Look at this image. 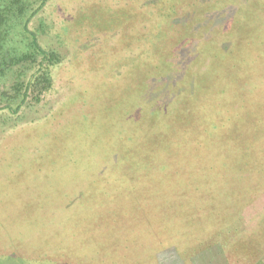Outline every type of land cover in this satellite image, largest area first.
Wrapping results in <instances>:
<instances>
[{"label": "rangeland", "instance_id": "obj_1", "mask_svg": "<svg viewBox=\"0 0 264 264\" xmlns=\"http://www.w3.org/2000/svg\"><path fill=\"white\" fill-rule=\"evenodd\" d=\"M152 1L47 0L35 17L50 25L49 35L40 40L57 48L62 61L52 69V88L39 103L17 114L0 109V264H43L45 259L50 263L131 264L132 254L138 252L137 258L152 245L153 236H141L137 230L142 207L134 210L139 222L132 223V230L118 209L131 190H123V185L111 179L114 172L100 180L98 172H107L114 149L143 141V131L135 132L132 119L125 123L119 114L122 102L133 98L137 81L150 77L155 69L165 71L148 100L163 95L166 102L175 99L169 116L157 117L155 136L171 123V129L183 136L178 157L175 152L177 161L169 170L179 168V163L192 174L205 167V162L229 158L236 163H232L236 172L224 170L225 179L232 183L227 180L226 186L222 180L220 195L225 186L244 196L223 235L212 236L199 249L194 244L181 247L182 242L159 247L150 263L264 264V103H246L247 114L228 121L224 117L230 113L226 114L224 103L212 101L219 90L237 87L239 77L245 78L244 96L262 100L264 0H165L149 5ZM185 24L197 33L177 47ZM239 25L252 29L251 42L242 41V36L237 40L234 31ZM157 26L170 30L161 34ZM172 31L180 35L172 36ZM201 40L206 49H199ZM170 54L172 62L163 65ZM226 54L218 63L224 68L215 73L211 60ZM150 55L157 62L155 67L151 61L145 67L143 62L130 61ZM200 80L219 83L212 85V94L203 103L197 100L198 91L206 89ZM196 115L205 121L201 123ZM207 121L217 124L214 134L202 132ZM127 126V131L121 129ZM254 155L259 160L250 164L246 159ZM159 176L153 189L169 194L176 187L179 193L175 195H183L185 185L174 175ZM193 182L198 192L215 184L209 178ZM192 199L197 202L199 197L196 194ZM230 205L226 202L224 207ZM223 214L228 219L229 212ZM103 218L102 226L98 219ZM225 247H231L229 252Z\"/></svg>", "mask_w": 264, "mask_h": 264}, {"label": "trees", "instance_id": "obj_2", "mask_svg": "<svg viewBox=\"0 0 264 264\" xmlns=\"http://www.w3.org/2000/svg\"><path fill=\"white\" fill-rule=\"evenodd\" d=\"M46 2L47 0H0V109H6L11 114H17L22 109L30 108L40 102L43 95L47 94L52 88V69L62 61L61 53L57 48L52 47L48 42H46L47 44H43L40 40L41 36L49 35L50 25L45 23L42 19L38 20V18L35 17ZM164 2L165 0H153L149 5ZM170 9L169 7V10ZM158 11H162V9ZM258 29L261 30L260 28ZM161 30V34H165L164 32L170 30V27L161 28L160 26L159 30L157 26V31L159 32ZM163 30L165 31L163 32ZM250 31L244 30L242 25H239L234 31L235 37L237 40L243 37L242 41L248 40L251 42L250 37H252L253 32ZM182 32L184 33L182 36L183 40L175 44L177 47L178 45L189 42L188 37L191 38L197 33L191 30L189 25L186 26V24L182 28L180 34ZM180 34L176 31H172L171 33V35L175 37ZM42 38L45 39L44 37ZM203 40H201L202 42L200 41L198 45L199 49L201 47L204 49L203 46H205L206 49V43ZM144 51L147 53L148 47ZM228 54L222 55L221 57L215 55L211 60V64H214L213 70L215 73L224 68L221 66L219 67L218 63H220L222 59H226ZM148 58L149 60H147ZM148 58L146 57V60H144L143 58L135 57L130 61L135 60L134 63L143 62L144 67L148 61H151L153 67H155L157 62H153L154 60L151 55ZM172 59L173 55L170 54L168 59L163 62V65L170 64ZM153 71L155 72L150 75V77H143L137 81L135 89L132 91L133 98L135 97L134 103L136 104L132 105L133 98L128 97L122 102L123 111L119 114V119L125 123L132 119L131 124L135 123V132L136 130L143 131V141L136 144L135 147H120L114 149L115 157L111 165L109 164L107 166V172L103 173L106 170H102V173L97 171L99 180L108 177L114 172L115 177L111 179H116L117 183L123 185L125 187L123 190H126V188L131 190V193H128L130 196L127 201L121 202L118 206V209L121 210L120 214L126 217L127 228L132 230V223L139 222L133 217L137 215V212L134 210L137 207H142L140 225L137 229L139 232H137L140 233L141 236L146 233L153 236L151 241L152 245L147 246L148 248L143 251L144 254L138 255L137 258L136 254L138 252L130 256L131 264H149L153 261L154 253L159 250V247H166L171 244L175 245L182 242L183 244L181 247L194 244L198 249L200 246L208 245V241L212 236L214 239L218 235H223L222 231L225 232L227 230L225 225H230L233 221L232 219L236 218V211L239 209L237 205L241 204L240 201H243L242 197L244 196L243 192L240 194V191L236 192L225 186L223 195H220L222 192L220 182L223 180V184L226 186L227 180L229 183H232L229 179H225L224 170L227 169L236 172L235 168L232 167L234 161L229 158L222 159L215 163L211 161L205 162V167L201 169L198 168V170L192 174L188 173L186 171L187 169L181 167L179 163L176 165L179 168L174 171L172 169L169 170L171 165L174 164L173 160L177 161L179 155V142H181L183 136L181 137L180 134L171 129V127L173 128L171 125L172 123L164 124L161 135L155 136L158 133L157 129L159 126L157 125V120L160 114H162L163 119L169 116L167 111H170V108L174 109L175 99L166 102L163 95L160 97L158 96L159 98L154 97L152 100H148L151 91H156L157 84L162 81L163 72L165 70L161 72L155 69ZM220 76L222 78L224 77L223 74ZM244 79L245 78L242 79L239 77V79L236 80L239 81L237 87H228V92H224V89L219 90V94L215 96L216 99L214 97L212 100L220 104L224 103L222 107L226 109V114L228 115L230 113L229 117H224L228 121L234 117L236 120L237 117L243 118V115L247 114L244 111L246 103L249 104L248 106L254 105V101L255 104L264 103V96L261 101L255 99L249 100L244 96V87L246 85L245 81H243ZM213 81H209L210 84H207L203 80L198 82L201 86L206 87L205 90L201 88L198 91L199 95L197 100L199 102H206L208 97L210 98L212 89L215 87L212 86L214 83L219 85L218 82ZM217 81L222 82L223 80L217 79ZM143 85L144 88L139 90ZM146 85L149 87H146ZM170 85L173 86L172 84ZM137 86L139 87L137 88ZM216 91L217 90H215L213 94H216ZM175 97H178V95ZM220 97H222L223 100H221ZM138 107H140L139 111L134 113L135 109ZM173 111L174 110H172V112ZM180 111L181 110L176 109L178 115H180ZM129 114L130 117L126 119L125 117ZM196 117L199 118L201 123L205 121L200 115H196ZM139 118L142 119V123ZM128 127L129 126L125 128L122 127L121 129L127 131ZM216 128L217 124L207 121L202 132L205 134H214ZM175 152H177V157H175ZM250 152L254 154L252 150ZM139 153L141 154L137 155ZM258 157L259 156L255 155L253 158L249 156L251 160H246L250 161V164H252L255 163L256 160H259ZM235 164L234 162V165ZM182 173H185V176H181ZM186 173L189 175H186ZM170 174L174 175L177 181L180 180L179 184L181 186L183 184L185 185V189L183 188L182 192L183 195H175V193H179L176 187H174L169 194L153 189V187L156 186L155 180H157L158 175H160V179H165V176ZM196 175L198 177H196ZM197 178H209L213 180V182L215 181V184L212 183L214 187H209V189H205L203 192L196 191L193 187V181H196ZM128 179L130 180L129 184L125 182L128 181ZM97 188L99 189V187ZM105 189L106 188L103 187L101 190L106 191ZM196 194L199 197L197 202H195L196 199H192L193 195ZM226 202H230L231 205L224 207ZM223 212H229L228 219L223 218ZM195 217L199 218L195 220ZM98 221L102 223V226L105 223L104 218L98 219ZM196 221H198V223ZM97 225L101 227L99 223H97ZM140 226L142 229H140ZM111 231H115V229ZM103 234L106 235L105 232H103ZM215 234L216 236H214ZM154 239H156V243ZM237 243H240V240ZM228 244H230L229 239ZM229 248L231 247H225L224 250L229 252ZM45 260L46 261L43 260V264L70 263L69 261H62L59 259L57 263H50L51 260L49 259Z\"/></svg>", "mask_w": 264, "mask_h": 264}]
</instances>
